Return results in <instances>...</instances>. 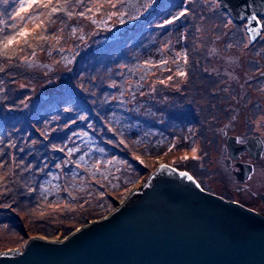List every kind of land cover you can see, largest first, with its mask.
Segmentation results:
<instances>
[{
  "label": "trees",
  "instance_id": "obj_1",
  "mask_svg": "<svg viewBox=\"0 0 264 264\" xmlns=\"http://www.w3.org/2000/svg\"><path fill=\"white\" fill-rule=\"evenodd\" d=\"M19 2L0 0V28L3 24L12 28L13 24L28 23L12 19ZM210 6V0H112L111 3L68 0L63 5L64 11L51 18L47 15L50 9L30 10L32 15L42 14L45 28L36 35L48 39L30 37L22 50L14 47L8 56H0V67L6 65L1 59L8 57L7 70L12 71L9 77L14 81L24 78L32 84L27 73L30 57L45 53L53 65L45 68L52 75L43 80L40 76V81H51L62 89L54 94L50 92L53 103L43 106L48 113L38 108L44 98L32 88L19 90L21 95L14 93L13 100L0 96V126L8 129V137L0 140V251L21 248V241L35 235L53 238L57 234H69L104 216L112 206V197H124L126 191L136 182H143L159 165L155 160L172 140L187 147L182 150L198 147L199 155L218 146L217 129L230 116L223 112L224 103L233 99L236 88L224 86L203 68L209 65L204 45L210 43V37L196 35L194 19L213 13L224 34L230 22L224 10L219 7L212 11ZM184 10L185 16L174 19ZM81 12L85 15H79ZM191 12L199 16L192 17ZM168 20L173 22L166 23ZM90 21L91 29L77 30L81 23L86 26ZM200 23L203 24V19ZM28 26L31 28L33 24ZM235 26L239 32L229 28L227 42L234 44L237 39L242 45L246 32L242 26ZM178 45H182L179 51ZM114 48L115 66L126 68L121 59L137 62L145 79L140 80L142 89L131 91L122 82L104 81L100 95L95 98L98 84L89 87L82 83L84 79L80 81L77 71L85 72L87 61L95 55L110 57ZM119 50L124 55L120 56ZM161 60L168 63L152 67ZM178 68L187 76L176 75ZM161 72L166 77L172 75L174 84L162 87L158 81ZM113 88H118L115 93L111 92ZM168 91L172 97L166 96ZM212 92L217 97L224 96L220 99L222 105L206 100ZM101 94H107V99L103 100ZM74 105H80L81 110ZM25 112L28 114L24 115ZM160 139L166 140L160 142ZM148 145L152 154L143 152ZM72 148L77 151L69 154ZM179 160L185 163L167 161L189 171L194 159L188 156ZM88 163L92 168L107 163L106 172L99 173L100 178H109L110 184L102 186L92 176Z\"/></svg>",
  "mask_w": 264,
  "mask_h": 264
},
{
  "label": "water",
  "instance_id": "obj_2",
  "mask_svg": "<svg viewBox=\"0 0 264 264\" xmlns=\"http://www.w3.org/2000/svg\"><path fill=\"white\" fill-rule=\"evenodd\" d=\"M218 1L251 41L260 34L264 0ZM159 165L108 214L60 241L34 236L0 252V264H264L262 214Z\"/></svg>",
  "mask_w": 264,
  "mask_h": 264
},
{
  "label": "rangeland",
  "instance_id": "obj_3",
  "mask_svg": "<svg viewBox=\"0 0 264 264\" xmlns=\"http://www.w3.org/2000/svg\"><path fill=\"white\" fill-rule=\"evenodd\" d=\"M20 1V0H19ZM211 2V6H210V10L214 11L216 8L218 9L219 7L222 9L221 4L219 1L217 0H210ZM46 9H44L45 11ZM223 10V9H222ZM228 15V14H227ZM191 16H199V15H195L194 13L191 12ZM194 19V18H193ZM203 19V24L200 23V20ZM90 22H88L85 26L84 23L80 24V27L77 30H80L81 28L85 27H90ZM194 23L196 25V35L197 36H203V35H207V37H210L209 40V44L208 45H204L205 48V55L208 57L209 59V65H204L203 68L206 69L207 72L211 73L214 75V79L217 80V78H219L223 83L224 86H228L229 84H231L232 81H234L231 76L234 75H240L241 76V81L240 84L241 86L236 87L235 89V96H234V102H236L235 104L241 105L242 103H244V106L248 107V100L252 97V95L249 94V83H253L255 80V76L258 75V78L260 79V70L263 67H259V65L263 62L264 60V32L263 30L260 31V33H262L257 40L255 41V39L253 41H251V35L250 33L247 34V30L245 28V22H236L233 19H230V22L227 25V30L226 33H222L221 31V23H219V20L216 18L215 14L213 13H208V14H204L203 16H199L198 19H194ZM204 25H207L206 28L203 27ZM219 25V26H218ZM235 25H239L242 26V28H244L245 32H246V37L244 38L245 41L242 43V45L240 44V40L238 41L236 39V41L233 43H229L227 42L228 38H229V34L231 31H229L228 29H234L235 32H239V27L237 28ZM263 27L264 29V22L261 20V28ZM3 28V32H0V36L3 37L4 35H10L12 34L15 29L8 27L7 24H3L2 25ZM11 28V29H9ZM91 29V27H90ZM76 31V30H75ZM211 34V35H210ZM62 37V35L60 36ZM204 37V36H203ZM181 44V43H180ZM257 46H259L258 50H257ZM182 45H178V51L181 50ZM119 54H120V50H119ZM124 55V54H120ZM156 55V54H155ZM114 58H117L116 52H115V48L113 50L112 55L109 56H105V57H101L100 55H95L94 58L89 59L86 63V65L88 66L87 70L84 72L83 71H77V75L81 77V80H85L87 79V81H84L82 83L90 87H96L95 84H98V89L95 92L94 97H98L101 93V82H108L111 84V81L113 80L112 83L115 82H122L121 84H124L126 87H129V89L131 91H135L137 89L141 90L142 87L140 86V80L144 79L143 76L140 75V71L137 65V62L134 61V63H132L131 58L128 59L127 61H125V59H121V61H123L124 65H126L125 69H120L119 67L115 66L113 64V61H115ZM3 64L6 65H2V67H0V96H4L5 100H13V98L15 97L14 93H17L19 95H21L22 93H19V90L29 87L32 88L33 91H35V94H40L43 96V100L41 101L42 104L40 106H38V108H40L41 110L45 111V113H48V111L43 107L44 103L45 106H47L48 104L53 103V100H51V96L52 94L50 92H59L62 87H57V84H53L51 81H46V82H41L40 81V76L43 78H47L48 76L52 75L51 72L48 71V69H46V66H49L52 68L53 65H51L50 63V57L47 54H37L35 56H31L30 57V64L28 67V72L29 75H31L28 78H31L32 81H30L32 84L28 83L27 79H20L19 81H14L13 78L9 77V75L12 73L11 70H7V67H9V58H2L1 59ZM8 63V65H7ZM61 64V63H60ZM114 67H117V69H114ZM5 69V71L3 72V70ZM11 69V68H9ZM57 69L59 70V67H57ZM13 70V69H12ZM11 72V73H10ZM91 72H93V74H91ZM163 73L161 72V75L158 77V81L160 80H166V76L162 75ZM42 75H47V76H42ZM62 77V74L59 76ZM217 77V78H216ZM246 78V79H245ZM92 79H95V82L92 83ZM148 79V78H147ZM198 79H201L200 77H198ZM91 80V83L89 82ZM145 80V79H144ZM243 80H245L246 82L243 83ZM125 81L128 84H125ZM57 82V81H56ZM200 82V81H198ZM174 84V78L171 81H167L165 84H161L162 87L166 86L168 87V85H172ZM245 84V85H244ZM198 86H200V83L198 84ZM205 86V83H204ZM217 89V86L215 87ZM118 88H113L111 90L112 93H115L114 91L117 90ZM218 90V89H217ZM217 90H214V92H216ZM99 93V94H98ZM166 96H170L172 97V93L171 91L165 93ZM17 95V94H16ZM101 97L103 100L107 99V94H101ZM112 97V96H111ZM224 98V96L222 97H217L216 94H214L212 92L211 98L209 97V99H206L208 102H212L214 103H221V105L223 104L222 102H220L222 99ZM98 102H99V98ZM112 99H115L114 97H112ZM112 99H108L111 100L112 102H114V100ZM230 102V100H229ZM35 106H37V104H35ZM74 108H76L78 111L81 110L80 105H74ZM240 108V107H239ZM169 112H171V109L169 110ZM28 112H25L24 115H27ZM251 112H245L244 109L240 108L237 110L236 113V118L235 120L232 119L230 116L228 117V119H226V121H228L229 123H234L233 124V128L234 131L240 132L242 130H244L246 128V126L241 125L242 120H244L245 117H247L248 119L251 118ZM235 115V113H234ZM168 121H171V115L168 119ZM8 129L6 127H1L0 126V140L1 139H6V137H8V135L6 134V131ZM12 139V136H9V140ZM166 139H160V142L164 141ZM223 144V142H222ZM173 145H175V147H172ZM163 147H161L160 150H162ZM169 148H172L171 151H169ZM182 148H187L186 146H180L176 143L175 141H170L168 143V148L165 149L163 151V153L160 155V157L158 159L155 160V162L157 164H163V163H169V161H174V163H178L180 165H183L185 162H180L179 159H181L184 156H189L192 157L193 153H192V149L191 148L189 151L187 150H182ZM197 149V153L196 155L199 156L200 159H202L204 156L208 155L212 150H205L204 152H202V154H198L199 148L198 147H194ZM143 152L145 154H152V149L151 146H145L143 148ZM221 153H216L215 155H218ZM104 158V157H102ZM141 158H143L141 156ZM140 158V159H141ZM142 160V159H141ZM169 160V161H167ZM106 162L109 164V160H106ZM107 163L105 164H101V165H97L95 167L92 168V164L88 163L87 167L88 169H92L91 173L93 177H97L96 179L98 180V182H100V184H102V186L108 185L110 184V180L109 178H100L101 173H99V171H105L107 170L108 166ZM172 163V162H171ZM170 163V164H171ZM158 167V165H157ZM156 167V168H157ZM155 168V169H156ZM154 169V170H155ZM153 170V171H154ZM152 171V172H153ZM90 173V174H91ZM151 174V172L148 174V176ZM99 176V177H98ZM146 176V178L148 177ZM145 182V181H144ZM144 182H136V184H134L133 187L139 188L141 187V184ZM132 187V188H133ZM131 188V189H132ZM130 189V190H131ZM112 189H109V191H111ZM130 190L125 192V196L121 197V198H117L116 197H112L111 198V203L112 206L109 207V211L106 213L108 214L109 212H111L114 208H115V204L114 201H122L127 194L130 192ZM105 214V215H106ZM67 235V234H66ZM65 234H57L56 236H54V239H60L66 236ZM35 236H40V235H35ZM34 237V236H32ZM30 237V238H32ZM44 237V236H42ZM30 238L25 239L24 241H21L19 246H23ZM48 238V237H47ZM2 251H6V250H1Z\"/></svg>",
  "mask_w": 264,
  "mask_h": 264
},
{
  "label": "flooded vegetation",
  "instance_id": "obj_4",
  "mask_svg": "<svg viewBox=\"0 0 264 264\" xmlns=\"http://www.w3.org/2000/svg\"><path fill=\"white\" fill-rule=\"evenodd\" d=\"M261 20L264 22V17ZM262 30L264 32L263 27ZM259 67H263L259 71L260 79L255 76L254 82L248 86L252 95L249 106L239 105L245 112L252 113L250 119L245 117L242 120L240 127L244 125L246 128L234 131V123L231 125L223 120L217 129L218 146L202 159L199 156L194 159L189 172L204 190L264 216V60ZM231 78L235 80L228 86H241L240 75ZM235 103L233 97L229 103H224L223 109L234 120L240 109Z\"/></svg>",
  "mask_w": 264,
  "mask_h": 264
},
{
  "label": "snow or ice",
  "instance_id": "obj_5",
  "mask_svg": "<svg viewBox=\"0 0 264 264\" xmlns=\"http://www.w3.org/2000/svg\"><path fill=\"white\" fill-rule=\"evenodd\" d=\"M108 2L111 3L112 0H108ZM66 3H68V0H20L19 8L15 12V15L12 17V19L13 20L19 19L21 21L27 20L28 23L23 24V26H18L16 24H13L12 28L15 29V31L10 35H5L3 36V38H0V56H8L9 50H14V47H20L22 50L23 45L29 44L30 37L32 39H38L40 41H45L48 39L47 36H44L42 34L39 36L36 35L38 30L45 28V20L41 18L42 14L40 12H37L35 15H32L30 12L31 9H33L34 7L50 9L47 15L49 18H51L53 15L64 11L63 5ZM88 11L91 12L92 9H88ZM186 14H187L186 10L181 11L178 16L174 17V19H179L180 17L185 16ZM68 15L71 16L72 13L69 12ZM79 15L84 16L85 13L81 12L79 13ZM172 22H173L172 20L166 21V23H169V24ZM29 23L33 24V27L29 28L28 26ZM0 32H3V28H0ZM184 60L186 62L187 58L184 57ZM167 63L168 61L161 60L158 65H152V67H162L166 65ZM146 67H148L147 64H146ZM166 70L169 72L172 71L171 69H166ZM176 75L181 76V77H186L187 73L178 68L176 71ZM172 79H173V76L169 75L166 78V80H160L159 83L165 84L167 81H171ZM172 147H175V145H173ZM60 150L63 151V149H60ZM171 150L172 148H169V151ZM68 151H69V154H72L75 151H77V149L72 148V149H69ZM192 153H193L192 158L198 159V156L196 155L197 153L196 148L192 149ZM81 159H83V157H81ZM137 159H139V157H137ZM182 159H188V157L184 156L182 157ZM166 167L167 165H161V168H166ZM179 175L182 177H187L188 179H192V177L188 176V173L186 172H180Z\"/></svg>",
  "mask_w": 264,
  "mask_h": 264
},
{
  "label": "bare ground",
  "instance_id": "obj_6",
  "mask_svg": "<svg viewBox=\"0 0 264 264\" xmlns=\"http://www.w3.org/2000/svg\"><path fill=\"white\" fill-rule=\"evenodd\" d=\"M161 167V165H158V168ZM126 201V200H125ZM125 203V202H124ZM52 241H60L59 239H50Z\"/></svg>",
  "mask_w": 264,
  "mask_h": 264
}]
</instances>
